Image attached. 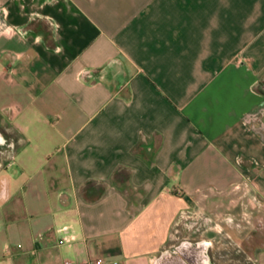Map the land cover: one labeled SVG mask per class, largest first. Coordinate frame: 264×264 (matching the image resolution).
Masks as SVG:
<instances>
[{"label": "crops", "instance_id": "crops-1", "mask_svg": "<svg viewBox=\"0 0 264 264\" xmlns=\"http://www.w3.org/2000/svg\"><path fill=\"white\" fill-rule=\"evenodd\" d=\"M0 8V264H154L203 196L264 198V0Z\"/></svg>", "mask_w": 264, "mask_h": 264}, {"label": "rangeland", "instance_id": "rangeland-1", "mask_svg": "<svg viewBox=\"0 0 264 264\" xmlns=\"http://www.w3.org/2000/svg\"><path fill=\"white\" fill-rule=\"evenodd\" d=\"M17 144L15 128L0 129L1 166ZM185 216L180 235L155 257L154 264H200L205 255L210 264H221L220 254L228 251L233 255L231 264H259L258 257L250 260L248 256H257L264 249V198L250 179L241 178L227 188L208 193L198 209ZM180 238L185 242L180 243Z\"/></svg>", "mask_w": 264, "mask_h": 264}, {"label": "built area", "instance_id": "built-area-1", "mask_svg": "<svg viewBox=\"0 0 264 264\" xmlns=\"http://www.w3.org/2000/svg\"><path fill=\"white\" fill-rule=\"evenodd\" d=\"M4 14H5L4 9L0 8V25L2 26L5 24ZM102 263H103V260L101 258H96V259H88L81 264H102ZM63 264H73V263L71 261H65Z\"/></svg>", "mask_w": 264, "mask_h": 264}]
</instances>
